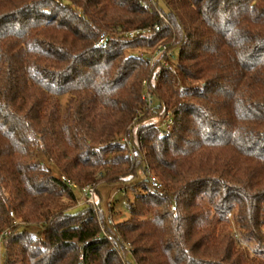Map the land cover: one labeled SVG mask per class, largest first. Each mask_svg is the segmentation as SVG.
I'll use <instances>...</instances> for the list:
<instances>
[{"label":"trees","instance_id":"obj_1","mask_svg":"<svg viewBox=\"0 0 264 264\" xmlns=\"http://www.w3.org/2000/svg\"><path fill=\"white\" fill-rule=\"evenodd\" d=\"M61 177L141 190L112 227ZM263 226L264 0H0V264H264Z\"/></svg>","mask_w":264,"mask_h":264},{"label":"rangeland","instance_id":"obj_2","mask_svg":"<svg viewBox=\"0 0 264 264\" xmlns=\"http://www.w3.org/2000/svg\"><path fill=\"white\" fill-rule=\"evenodd\" d=\"M167 45L157 44L156 46H152L150 48H135L131 50L132 52L147 58L155 50ZM162 65L167 66L166 63H162ZM144 85L146 88H148L147 82H144ZM65 100L66 97L62 99L63 103ZM53 172L56 173L55 170H53ZM148 174H150V172H148ZM140 179L143 180V177H140ZM145 185L148 184L145 182ZM140 186V184H136V186H130L126 190H123L121 186L116 184H103L98 187V192L94 194V202L96 205H101L102 209L105 211L108 221L110 222V226L113 227L115 222L122 221L128 217L127 204L133 199L134 193L141 190V188H139ZM75 195L77 197V203L82 204L81 194L78 190H75ZM29 230L30 232L36 233L38 227L36 225L29 226ZM66 236L70 239H74L75 235L74 233L70 232L67 233ZM125 246H127L126 248L130 249L129 245L126 244Z\"/></svg>","mask_w":264,"mask_h":264},{"label":"built area","instance_id":"obj_3","mask_svg":"<svg viewBox=\"0 0 264 264\" xmlns=\"http://www.w3.org/2000/svg\"><path fill=\"white\" fill-rule=\"evenodd\" d=\"M160 16L162 17V15L160 14ZM152 29L157 30L158 26L154 25L152 27ZM150 32V28L147 29H138V30H131L125 33V36L133 39L136 36H138L139 34H144V33H148ZM107 40V34L102 33L96 43V46H101L103 45ZM166 46H162V48H159L157 50H155L153 53H151L149 55V57L146 58V60L148 61L149 64H152L155 60H157L160 55L165 51ZM163 64L165 63L164 61L162 62ZM143 106L147 109V110H151L154 106V99L152 94L146 90V92L143 95ZM170 123L171 121H167V122H163L162 125L164 126V128H169L170 127ZM127 148H128V155L130 159H135L137 157V152L135 149H133L131 147L130 142L128 141L127 138H123L122 140ZM62 180H64L66 182V184L72 188L75 192V190H78L81 194V199H82V203H91L94 204V194H95V190H96V185L95 184H86V185H77L75 183H73L72 181L66 179L65 177H61ZM148 182L149 185L153 188H160L161 184L156 180V178L154 176H152L151 174H148ZM10 217L13 218V213H10ZM6 234V232H1L0 233V240L2 239V237Z\"/></svg>","mask_w":264,"mask_h":264}]
</instances>
